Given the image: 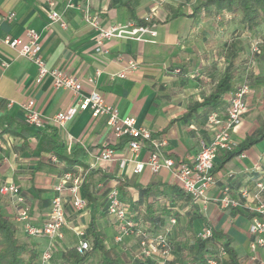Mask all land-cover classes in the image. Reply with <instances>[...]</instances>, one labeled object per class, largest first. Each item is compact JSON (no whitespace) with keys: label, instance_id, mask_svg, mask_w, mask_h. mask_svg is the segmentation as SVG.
Returning <instances> with one entry per match:
<instances>
[{"label":"crops","instance_id":"0c3cea01","mask_svg":"<svg viewBox=\"0 0 264 264\" xmlns=\"http://www.w3.org/2000/svg\"><path fill=\"white\" fill-rule=\"evenodd\" d=\"M72 4V7H68L67 0H0V36L25 39L28 30L37 31L41 36L42 56L48 68L60 69L77 77L85 93L95 90L122 116L135 117L139 125L153 133L155 139L164 142L163 151L167 156L193 163L202 145L213 139L214 128L207 122L208 115L201 114L202 109L197 115L184 119L189 105L202 102L215 89L230 62L231 56L223 57L221 48L228 49L226 39L231 37V42L240 41L239 46H234L233 53L240 52L236 67L241 72L233 82L232 91L243 85L254 62L251 63L250 58L247 63H244V59L241 62V55L244 57L248 54L246 47L253 35L263 44L264 24L256 31H249L240 25L239 32V27L228 23L215 8L191 17L194 7L199 4V1L192 0H72ZM87 8L100 16L104 28L133 22L132 10L137 19L152 16V28L157 35H145V40L141 41L106 40L102 51L97 52V33L84 20V10ZM52 11L62 15L66 29L58 23L49 24ZM12 14L14 17L9 19ZM130 60L138 63V69L124 79L118 78L117 74ZM258 65L264 67V63ZM37 72L34 63L19 57L10 47L0 45V186L15 184L23 198L22 205L18 207V197H0V211L17 225L20 240L36 246L41 252L42 247L44 250L47 248L49 241L44 237L26 235L23 223L17 219L19 208H29L32 224L40 226L46 222L56 195L54 188L64 176V166L41 151V139L37 138L38 133L54 125L48 122L43 129L27 126L21 104L34 100L36 111L52 117L74 107L78 97L69 90L56 89L51 77L37 83ZM97 72L99 75L95 83H90L89 79L95 77ZM256 79L264 84L263 75ZM231 92L216 111L222 118L226 117ZM9 101L15 104L9 107ZM246 102L249 111L242 124L232 133L235 145L254 135L264 120L263 115L259 121V111L264 109V102L258 101L252 92ZM3 116L27 128L25 138L1 134L4 129ZM58 128L60 137L67 144L77 142L88 152L86 163L90 169L96 170L87 178L95 202L77 211L73 208L71 194L63 191L61 195L66 202L67 215L65 237L54 246L51 264H61V261L65 264V252L80 240L77 232L87 230L93 210H105L111 188L120 191L139 226L153 227L148 225L146 203L140 208L134 207L138 201L139 187L149 184L157 187L148 197V202L157 203L161 214L157 233L170 231L174 250L166 259L159 256L143 259L138 239L126 236L123 242H116L119 222L111 215H101L98 224L105 235V246L121 255L125 264H191L188 254L194 240L187 245V237L198 235L206 228L205 222L213 230L223 232L232 239L240 264H264V249L253 253L250 248L253 241L249 233L251 213L241 208L233 212V209L221 204L225 193L241 202L254 201L256 184L264 181V141L247 150L244 156L233 158L215 173L217 183L209 192L211 200L208 204L201 200L183 203L174 201L170 186L177 183L170 171L153 174L145 166L142 172L134 173L137 161H148L151 148L147 146L136 157L128 143L121 145V139L114 136L106 116L94 118L89 111H80L74 119ZM106 148L115 150V160L97 161L96 156ZM67 154L72 156L71 151ZM123 160L127 161L125 165H122ZM220 163L219 155L216 166ZM75 171L83 183L88 171L83 167H77ZM243 190H247V197H243ZM78 195L88 201L83 184ZM261 198L264 200V195ZM164 206H167V211H164ZM191 210L203 216V219L193 223V232L186 228ZM197 223L201 228L199 231H196ZM178 235L180 239H177ZM212 250L217 252L218 248L213 247ZM254 255L257 260L252 259ZM221 259L222 264H227L225 254L221 255Z\"/></svg>","mask_w":264,"mask_h":264},{"label":"built area","instance_id":"2783aa9c","mask_svg":"<svg viewBox=\"0 0 264 264\" xmlns=\"http://www.w3.org/2000/svg\"><path fill=\"white\" fill-rule=\"evenodd\" d=\"M197 2L199 0H192ZM54 6V4H51ZM67 6L72 7V0H67ZM14 15H10L12 19ZM84 20L97 33V52H101L104 42L110 39H135L145 40V35L156 37L157 32L153 25H138L129 22L125 25H113L104 28L101 23L100 16L92 12L89 8L84 10ZM147 23L153 21L152 16L144 18ZM58 23L62 28L66 29L67 24L63 20L62 15L57 11H52L49 15V24ZM0 45H6L15 50L19 57H23L34 63L37 67L36 82L41 83L45 78L51 77L53 85L56 89H65L77 95L78 100L74 107L65 111H61L52 117H46L35 109V101L30 100L21 104L25 113V124L36 129H43L46 123L54 126L62 127L66 122L75 118L80 111H89L94 118L100 116L107 117V124L112 129L116 138L131 137L128 142L129 149L136 155L146 148H151V154L147 162L137 161L134 173L142 172L145 166L149 167L153 174H159L163 170L172 173L176 183L193 198V201L201 200L204 204H208L211 200L209 196L210 190L216 185L217 179L214 173L216 161L220 153L229 150L235 146L232 139L233 131L238 128L249 111V106L245 97L250 94V86L243 84L235 88L231 92L229 106L225 118L220 117L217 112H212L207 116V122L214 128L213 139L209 143H204L198 152L193 163L177 161L169 157L163 151L164 142L154 138L153 133L138 124L135 117L122 116L117 108L108 104L103 95L97 91L85 93L82 82L75 76L68 75L60 69L48 68L43 56L41 46V36L35 30H28L26 38H18L12 36H0ZM138 69V63L134 60L128 61L124 69L117 74L118 78H126L129 74L134 73ZM99 72L95 77L89 79L90 83H95ZM1 101V100H0ZM14 101H9L7 106L14 105ZM244 156V155H242ZM54 161H57L53 157ZM97 161H114L115 150L106 148L96 156ZM127 163L122 161V165ZM82 184V178L75 176L73 173H66L54 190L56 195L51 202V211L46 222L37 226L30 222L29 208L20 207L17 219L23 223L24 232L29 237H44L48 239L49 244L41 254V264H51L54 259V246L58 241L64 239V228L67 223L66 202L62 197L63 191L67 190L72 196L73 208L77 211L87 207V200L78 195ZM257 193L254 201L241 202L232 198L225 193L221 199V204L226 208H241L250 213H255L251 219L249 233L253 237L250 248L253 253L258 249H264V181L256 184ZM20 189L12 183H5L0 186V196L2 197H18V207L22 205L23 198L20 197ZM243 197H247V190L242 191ZM108 213L119 222V232L116 236V242H123L124 238L129 235H135L140 238L141 255L146 258H168L172 252V243L166 235H160L155 239L150 238L148 233L136 230L132 220L128 218L126 206L122 200V196L117 188H112L108 193ZM175 223V220H172ZM85 230H79L77 235L80 240L75 246L79 253H85L91 247L90 242L85 239ZM203 239L211 236L210 229H203L199 234ZM253 260H257L256 255ZM207 264H217L214 259H209Z\"/></svg>","mask_w":264,"mask_h":264},{"label":"trees","instance_id":"16d2710c","mask_svg":"<svg viewBox=\"0 0 264 264\" xmlns=\"http://www.w3.org/2000/svg\"><path fill=\"white\" fill-rule=\"evenodd\" d=\"M211 8H215L217 13H221L218 15L223 16L224 19L238 17L240 25L244 26L249 31H256L264 24V0H199V4L194 7L190 16L196 17L201 14L202 11ZM131 13L134 22L138 25L150 26L154 24L153 21L147 23L144 19H137L133 10ZM239 57V51H236L231 55L229 65L226 67L219 82L215 86V89L202 102L190 104L188 111L184 115V119H189L194 115H197L200 109L203 110L201 113L202 115H209L222 107L226 95L232 91L233 82L241 74L240 70L236 67ZM259 79L261 80L262 78ZM3 119L4 129L1 134H14L25 138L24 136L28 133L27 128L20 126L6 116H3ZM37 138L41 139V151L49 154L51 158L55 157L58 163L63 164L64 175L66 173H73L76 176L77 171H75V169L77 167H83L88 171L82 184L86 189V195L88 198L87 206H91L95 200L92 197L87 178L96 170L90 169V166L86 163L88 152L77 142H72L70 145L67 144L60 137L59 128L57 126H52L49 130L38 133ZM131 139L132 138L128 136L123 137L121 139V145L128 143ZM262 141H264V120L261 128L254 135L247 136L243 142L220 153L221 163L219 166H216L214 173L223 168L227 162L235 157L242 156L247 150ZM68 151H71L72 156L67 154ZM156 188L157 187L154 184H149L146 187H139L138 201L134 204L135 208H140L146 203L148 209V225L153 227L142 228L139 226V223L130 212L129 206L124 202L123 198L122 200L126 206L128 218L133 221L135 229L148 233L152 239H155L160 235H166L172 243L173 252L174 243L171 240L170 231H165V233L162 234L157 233L159 217L161 216L157 208V203L148 202L149 195L154 192ZM170 188L175 196L174 201L183 203H191L193 201L192 196L186 193L178 184L172 185ZM231 209H233V212H236L240 208ZM164 211H167V206H164ZM106 214L109 215L108 194L105 210L103 212H98L97 210L91 212V219L85 234V239L90 242V249L85 253H79L75 246L68 249L63 256L65 264H94L92 258L96 254L100 255L97 264H123V257L108 250L105 246V235L99 227L98 219L101 215ZM250 215L253 217L255 213H251ZM198 219H203V216L193 210L189 211L186 225L189 232H193V223ZM205 226L207 229L211 230V236L207 239H203L199 236L201 232L194 236V241L191 245L190 253L188 254L191 264H207L209 259H214L217 264H222V254L227 256V264H240L238 254L233 247L232 239L223 232L213 230L207 222H205ZM17 233L18 227L14 221L3 215L0 211V264H41L40 258L42 253L40 250L36 246L20 240ZM136 238L139 243L140 256L141 258L146 259L141 255L140 238ZM213 247L218 248V251H213Z\"/></svg>","mask_w":264,"mask_h":264},{"label":"rangeland","instance_id":"374dc122","mask_svg":"<svg viewBox=\"0 0 264 264\" xmlns=\"http://www.w3.org/2000/svg\"><path fill=\"white\" fill-rule=\"evenodd\" d=\"M228 23H233L235 25H237L239 28L237 30H240V23H239V18H232V19H227ZM227 23V24H228ZM236 30V31H237ZM235 32V31H234ZM240 34V33H239ZM253 39L251 40V42L248 44L247 51L248 54L245 55L244 57H242L243 55H241V62H243V59L245 60L244 63L248 62V59L250 58V62L253 63L254 62V67H252V71L249 74H246L245 78H244V82H242L243 84H248L250 86V93L252 92V94L254 95V97L260 101V102H264V84H260V82L256 79L257 76H264V67L260 68L259 67V63H264V42L263 44H261V40L259 38L256 37V35H253ZM230 37V36H229ZM231 40H233V38H229L226 39V41L228 42L226 44L228 49H224V47L222 46L221 48V55L223 57H227L230 58V56L232 55L233 51L235 50L236 47H234L235 45L239 46V42L240 41H236V43L233 41L231 42ZM230 42V43H229ZM231 45L230 47H228V45ZM255 63H257V65L255 66ZM252 86H254L252 88ZM250 94H248L247 96H249ZM247 96L245 97V100L247 98ZM259 104H262L260 103ZM264 104V103H263ZM262 112V113H261ZM260 114V118L259 121H261L262 116L264 115V109L259 111ZM261 123V122H259ZM201 228L199 227L198 223L196 224V231H199ZM203 231V230H202ZM201 231V232H202ZM179 235L177 236V239H180ZM194 240V237H187V245L189 243H191ZM179 241V240H178ZM182 246V243H180ZM44 251V248H41V252ZM100 255L96 254L93 258H92V262L94 264H97V262L99 261ZM61 264H64L63 261L60 262ZM123 264H125V261L123 260Z\"/></svg>","mask_w":264,"mask_h":264}]
</instances>
